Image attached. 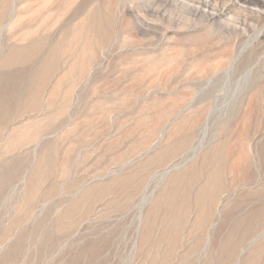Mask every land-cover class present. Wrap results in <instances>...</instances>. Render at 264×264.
Segmentation results:
<instances>
[{"label": "rangeland", "instance_id": "1", "mask_svg": "<svg viewBox=\"0 0 264 264\" xmlns=\"http://www.w3.org/2000/svg\"><path fill=\"white\" fill-rule=\"evenodd\" d=\"M262 9L0 0V264H264Z\"/></svg>", "mask_w": 264, "mask_h": 264}, {"label": "bare ground", "instance_id": "2", "mask_svg": "<svg viewBox=\"0 0 264 264\" xmlns=\"http://www.w3.org/2000/svg\"><path fill=\"white\" fill-rule=\"evenodd\" d=\"M226 1V0H225ZM237 1V3L238 4H241V5H243V6H247V7H256V8H264V0H236ZM206 3H204V5L203 6H206L207 8L209 7L208 6V4L210 5V3H208L207 1H205ZM203 4V3H202ZM213 7V6H212ZM240 7V6H239ZM237 9H238V6H237ZM254 9V8H253ZM239 10V9H238ZM247 9H246V7H245V11H246ZM263 10V9H262ZM250 11H252V10H250ZM257 11H260V10H257ZM202 12H205V11H202ZM201 12V17H206L207 16V18H209V20L211 21V22H215V20L217 19V17H216V15H214V14H207L206 15V13H202ZM215 12H216V10H215ZM242 12H243V10H242ZM254 12V11H253ZM213 13V12H212ZM216 13H218V12H216ZM227 13V12H226ZM252 13V12H251ZM250 13V14H251ZM259 13H261V11L259 12ZM256 14V16H257V18H259V17H261L260 16V14ZM220 15V14H219ZM253 15H255L254 13H253ZM262 15V14H261ZM234 15H232V17H233ZM252 16V15H251ZM255 16V17H256ZM231 17V20H228V22H227V24L228 23H231L232 22V18ZM255 17H254V19H255ZM221 18V17H220ZM251 18V17H250ZM203 19V18H202ZM202 19H200V20H202ZM239 20V19H238ZM247 21H248V19H246ZM203 21H199V23L201 24ZM226 23V22H225ZM233 23H234V21H233ZM233 23H231L232 25H233ZM237 23V22H236ZM226 24V25H227ZM214 25V24H213ZM220 25V24H219ZM219 25H217V23L215 24V26H219ZM235 25V24H234ZM229 26V25H228ZM213 27V26H212ZM234 27L235 26H233V28L232 29H234ZM219 28H222V27H219ZM226 28V27H225ZM236 28V27H235ZM223 29V28H222ZM211 30V29H210ZM217 30V29H216ZM236 30V29H235ZM219 30H217V32H218ZM211 32H212V30H211ZM235 32V31H234ZM237 32V31H236ZM235 32V33H236ZM238 33V32H237ZM220 34V33H219ZM231 34V33H230ZM242 34V33H241ZM258 36V35H257ZM258 38V37H257ZM248 41V40H247ZM250 46V45H249ZM254 49V48H253ZM243 54V53H242ZM239 57H240V53H239ZM236 58V57H235ZM235 58H233V61H235ZM251 60H253L252 58H251ZM252 63V62H251ZM254 64V63H253ZM230 65V64H229ZM233 66H234V63H233ZM236 66H238L237 64H236ZM235 66V67H236ZM257 70V69H256ZM231 71V70H230ZM230 71H227V72H229L230 73ZM233 71H234V69H233ZM258 72H260V71H258ZM253 76H255V74L253 75ZM261 77V76H260ZM257 79H258V77H257ZM256 79V80H257ZM208 80V79H207ZM210 81V80H209ZM255 82V81H254ZM258 82V81H257ZM242 83V82H241ZM260 83L258 82V85H259ZM254 85V84H253ZM256 86H258L257 84H255ZM255 85H254V87H255ZM208 86V85H207ZM238 86V85H237ZM240 87V86H239ZM252 88V87H251ZM199 89V88H198ZM222 91V90H221ZM224 97V96H223Z\"/></svg>", "mask_w": 264, "mask_h": 264}]
</instances>
